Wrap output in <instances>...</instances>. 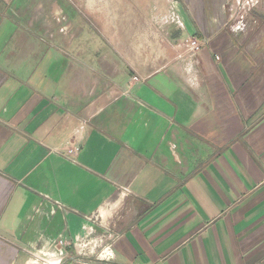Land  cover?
Returning a JSON list of instances; mask_svg holds the SVG:
<instances>
[{
    "label": "crops",
    "instance_id": "crops-1",
    "mask_svg": "<svg viewBox=\"0 0 264 264\" xmlns=\"http://www.w3.org/2000/svg\"><path fill=\"white\" fill-rule=\"evenodd\" d=\"M58 237L264 264V0H0V264Z\"/></svg>",
    "mask_w": 264,
    "mask_h": 264
},
{
    "label": "built area",
    "instance_id": "built-area-1",
    "mask_svg": "<svg viewBox=\"0 0 264 264\" xmlns=\"http://www.w3.org/2000/svg\"><path fill=\"white\" fill-rule=\"evenodd\" d=\"M187 42L192 50L197 51L200 49V44L197 39L189 38ZM134 79L137 80V77H134ZM78 150L79 146L70 145L69 147H66L65 154L68 157H72L78 152ZM68 245L69 243L63 237H58L51 243L48 249L38 251V254L40 255L39 259L43 264H60L66 255V248ZM77 245L82 246V243ZM99 256L102 258H109L110 251L107 252L105 249L99 254Z\"/></svg>",
    "mask_w": 264,
    "mask_h": 264
}]
</instances>
